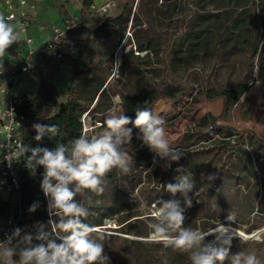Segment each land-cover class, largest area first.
<instances>
[{
    "label": "rangeland",
    "instance_id": "374dc122",
    "mask_svg": "<svg viewBox=\"0 0 264 264\" xmlns=\"http://www.w3.org/2000/svg\"><path fill=\"white\" fill-rule=\"evenodd\" d=\"M91 2L84 0L81 10L67 18L75 22L70 28L75 32L70 42L73 50L59 57L70 66L74 79L68 86L69 97H79L88 104L86 110L91 109L97 94L93 96V87L82 81L92 76L94 83L103 81L104 95L99 101L112 102L96 115L88 113L91 119L86 118L89 130L85 134L103 131L104 120L113 110L134 120L136 108L146 107L165 120L171 147L185 153L170 168L162 161L154 163L155 153L136 138L139 130L133 128L128 146L133 157L131 172L109 173L104 193H89L90 204L85 197H77L89 207L85 220L91 221L113 192L126 195L128 210L105 217L102 224H90L107 234L104 251L111 264H191L188 253L147 239L151 230L145 217L151 218V203L172 198L163 186L176 182L179 166L195 182L185 226L204 231L220 224L241 228L252 236L235 235L230 255L244 251L264 262V177L255 162V172L245 182L229 176L230 171L247 174L241 159L245 153L253 161L259 154L264 163V0L231 3L228 10L231 18H238L236 25L222 18L214 30L212 21H204L201 15L223 8H215L209 0H111L107 10L101 9L106 2L94 6ZM120 14L129 16L123 29L113 21ZM134 14L138 23L132 20ZM196 32L200 39H195ZM138 39L149 40L151 48L136 52ZM80 54L82 65L74 67L72 56ZM95 62L105 67V74ZM239 80L246 81L247 89L227 110L221 98L206 97ZM208 114L216 117L215 124L228 129L211 127ZM210 174L216 177L212 181L207 179ZM176 198L182 199L179 194ZM15 199V194L2 193L0 206ZM28 209L23 223L15 228L30 231L36 221L48 220L46 200L35 212ZM226 213L231 220L225 219ZM10 216L0 214V229L7 226Z\"/></svg>",
    "mask_w": 264,
    "mask_h": 264
},
{
    "label": "clouds",
    "instance_id": "9594fccd",
    "mask_svg": "<svg viewBox=\"0 0 264 264\" xmlns=\"http://www.w3.org/2000/svg\"><path fill=\"white\" fill-rule=\"evenodd\" d=\"M10 20L11 17L0 15V58L22 39V33ZM0 69L4 70L3 63ZM3 87L6 89V84ZM130 124L132 127H128ZM164 125L162 117L153 115L146 107H137L134 120L113 110L104 120L103 131L81 134L68 143H57L53 149L21 143L12 151L0 144V153L8 149L3 159L9 167L23 157L30 176L35 177L37 170L43 168L40 188L48 201L46 222L36 221L30 231L16 227L5 234V240L0 241L2 264H111L104 251L107 234L84 222L90 214L89 207L77 197H85L90 204L89 193L103 194L109 173L131 172L133 157L128 146L133 128L139 130L136 138L155 153L154 163L162 161L170 168L172 162H179L185 153L171 147ZM32 128L37 142L46 136L51 139L59 135V126L55 124L34 123ZM175 171L181 173L175 177L176 182L163 186L172 198L153 204L149 209L151 218L145 217L151 230L148 241L188 253L191 264H224L226 260L230 264H264L256 255L244 251L230 255L235 235L223 225L208 231L185 226V212L192 207L189 194L195 182L183 166ZM215 178L212 174L207 177L209 181ZM177 194L182 199H177ZM39 207L40 202L35 201L28 211L35 212Z\"/></svg>",
    "mask_w": 264,
    "mask_h": 264
},
{
    "label": "trees",
    "instance_id": "16d2710c",
    "mask_svg": "<svg viewBox=\"0 0 264 264\" xmlns=\"http://www.w3.org/2000/svg\"><path fill=\"white\" fill-rule=\"evenodd\" d=\"M84 1V0H83ZM213 3L215 8H223L222 10L216 12H207L202 14V18L204 21H212L210 23L211 27H216L220 24L222 18L232 19V22L236 25L238 18H231L229 13L230 4L235 2V5H242L245 0H209ZM231 12V11H230ZM129 20L128 14L123 16L120 14L116 18L113 19L117 24H120L122 29L127 24ZM132 20L134 23H138V16L134 14ZM213 24V25H212ZM195 39H200L199 34L197 32L194 34ZM207 38L208 36H204ZM46 43L43 47L48 46ZM53 45V44H51ZM196 45V43L194 44ZM137 51H148L151 48L149 40L146 39H138L135 45ZM14 50V46L8 50L12 53ZM92 55L94 56V51H92ZM74 62L73 66H80L81 64V54L73 55ZM93 58L90 59V62H93ZM96 63V62H95ZM94 63V64H95ZM98 67H101V70L105 74V67L96 63ZM95 64V66H96ZM91 67H94L93 65ZM92 77V76H91ZM85 78L82 81V84L86 87H93V96L97 94L96 101L89 112L92 114H97L102 112L104 109L111 107L112 102L99 101L101 97L104 95V88L102 87V80L94 83L93 78ZM38 78L40 82L39 87L36 90L30 91L26 94H23L20 97H12L13 103L16 105L17 111L19 113H23L27 117V127L28 132L31 136V144L32 146H40V147H48L53 149L56 147L57 143H68L75 137L81 135L82 122L81 116L83 112L87 109L88 104L82 101L79 97H68L64 102H58V92L53 83L49 82L45 78L42 77L41 72L38 71ZM69 81L73 83V76L70 77ZM70 83V82H69ZM247 89V83L244 80H239L233 84L226 85L218 92H214L212 94L207 93L206 97L208 99L221 98L223 110H227ZM56 109V110H55ZM88 112V113H89ZM208 121L211 127H215L214 129H224L226 130V126L215 124L216 117L208 114ZM34 123H42L48 125H58L59 126V135L53 138H48L47 136L42 139V141L37 142L34 140V136L36 135L32 125ZM228 129V128H227ZM231 134V133H227ZM242 159V168L246 170L247 174H234L233 172H229V176L234 179H240V181L245 182L246 177L248 175H252L255 172V168L253 162L258 165L257 170L260 171L261 175L264 177V163H261L259 160V154L256 153L254 156V161L252 159L251 154L245 153ZM42 173L43 168H39L37 170L36 179L31 177L29 174H24L22 176L21 186L18 194H16V199L13 202L3 201L0 206V214H6L14 216L17 222V225L23 223V218L27 216L26 211L28 207L32 205L33 202L39 201L40 204L44 205V196L41 194L40 184L42 181ZM167 198L163 199L166 200ZM161 200V199H160ZM130 208V203L128 202L126 195L119 192H113L111 194L110 202L105 206V208L99 211L91 221L84 220L85 223L91 224H102V221L107 216H112L116 213L126 211ZM262 209V208H261ZM262 211V210H261ZM128 215V214H125ZM129 216H126L125 220L128 219ZM134 219V218H133ZM130 220H127L122 225L128 223ZM138 234V233H137ZM139 235V234H138ZM134 241V240H132Z\"/></svg>",
    "mask_w": 264,
    "mask_h": 264
},
{
    "label": "crops",
    "instance_id": "0c3cea01",
    "mask_svg": "<svg viewBox=\"0 0 264 264\" xmlns=\"http://www.w3.org/2000/svg\"><path fill=\"white\" fill-rule=\"evenodd\" d=\"M36 4L34 11H28L25 17L26 33L32 37L30 43L22 39L14 45L12 53L0 58L4 70L0 73V86L6 84L9 93L0 97L12 99L36 90L40 82L38 71L43 78L53 83L58 92L57 101L64 102L69 97L70 66L62 58L53 54V51L65 53L69 48L75 32L71 29L64 31L57 40H54V27L64 28V21L81 10L83 0H30ZM111 0H92V5H100ZM10 23L18 29L15 21ZM18 31V30H17ZM25 33V34H26ZM48 43V46L43 47ZM53 44V45H51ZM25 61L32 63L30 68L21 71ZM2 70V69H0ZM63 78V79H62ZM68 79V82L66 81ZM65 81L67 83H65ZM56 110V109H55Z\"/></svg>",
    "mask_w": 264,
    "mask_h": 264
},
{
    "label": "built area",
    "instance_id": "2783aa9c",
    "mask_svg": "<svg viewBox=\"0 0 264 264\" xmlns=\"http://www.w3.org/2000/svg\"><path fill=\"white\" fill-rule=\"evenodd\" d=\"M108 5L109 3L106 2L101 6V9L107 10ZM35 9L36 4L30 0H0V15L5 18L11 17V21H15L18 24L17 30L24 34L23 39L26 43H30L32 37L26 33L27 26L25 17L28 15V11H34ZM74 24L75 22L72 20L66 19L64 21V28L54 27V40H57L64 31L70 29ZM135 51L138 52L137 50ZM53 54L58 57L62 56V53L59 51H53ZM31 66V62L25 61L24 65L21 66V71L30 68ZM6 93H9V88L6 86L5 89L3 86H0V95ZM88 112L89 110L84 111L81 116V134H85L86 131L89 130V128H87L86 118L91 119V116L88 117ZM94 121L99 122L97 120ZM21 143L26 146H32L31 136L27 127V117L23 113L17 111L16 105L11 99L0 97V144H4L12 151H16ZM7 152L8 149L5 148L3 152L0 153V194L16 195L20 190L22 176L26 173L29 174V171L24 166L25 161L23 157H21V160L19 161H14L11 167H9L7 161L3 159ZM27 155H30V153ZM36 176L31 177L36 179ZM41 194L44 196L43 192H41ZM44 198L48 203L47 198L45 196ZM153 204L156 203L152 202L151 206ZM16 225L17 222L15 217L10 216L8 218L7 226L0 229L1 241L5 240V234L10 233Z\"/></svg>",
    "mask_w": 264,
    "mask_h": 264
},
{
    "label": "bare ground",
    "instance_id": "6f19581e",
    "mask_svg": "<svg viewBox=\"0 0 264 264\" xmlns=\"http://www.w3.org/2000/svg\"><path fill=\"white\" fill-rule=\"evenodd\" d=\"M231 218L232 216L230 214H227V213L225 214V219L231 220ZM223 226L228 229L229 233H233L234 235L245 236L248 234L243 229L234 227L232 225L224 224Z\"/></svg>",
    "mask_w": 264,
    "mask_h": 264
},
{
    "label": "water",
    "instance_id": "95a60500",
    "mask_svg": "<svg viewBox=\"0 0 264 264\" xmlns=\"http://www.w3.org/2000/svg\"><path fill=\"white\" fill-rule=\"evenodd\" d=\"M221 225H223V224H220V225H217V226H215V227H212V228H210V229H208V230H214V229H216L217 227H220ZM207 230V231H208ZM252 235H245L244 237L245 238H250Z\"/></svg>",
    "mask_w": 264,
    "mask_h": 264
}]
</instances>
